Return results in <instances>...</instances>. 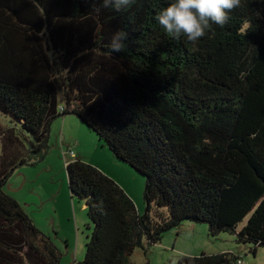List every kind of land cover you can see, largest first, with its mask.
Listing matches in <instances>:
<instances>
[{"label": "trees", "instance_id": "obj_1", "mask_svg": "<svg viewBox=\"0 0 264 264\" xmlns=\"http://www.w3.org/2000/svg\"><path fill=\"white\" fill-rule=\"evenodd\" d=\"M172 0H0V264H60L61 253L3 188L44 158L53 123L73 115L146 178V212L99 169L67 165L91 224L75 264H134L184 222L264 248V0L193 43L155 20ZM129 33L113 53L111 37ZM63 108V109H62ZM183 256L179 264H239Z\"/></svg>", "mask_w": 264, "mask_h": 264}, {"label": "rangeland", "instance_id": "obj_2", "mask_svg": "<svg viewBox=\"0 0 264 264\" xmlns=\"http://www.w3.org/2000/svg\"><path fill=\"white\" fill-rule=\"evenodd\" d=\"M0 122L8 129L14 126L1 115ZM44 155L36 164L20 167L3 190L52 239L61 253L60 264L82 261L91 234L86 206L69 190L67 165L70 162L82 160L99 169L126 191L140 215L145 214L146 178L118 160L78 117L69 115L53 123ZM236 239L229 234L214 239L209 236L206 225L184 222L165 233L159 244L148 246L146 243L143 249H137L132 261L134 264H179L183 256L230 253L239 256L241 264H264V248L253 253V245L238 244Z\"/></svg>", "mask_w": 264, "mask_h": 264}, {"label": "clouds", "instance_id": "obj_3", "mask_svg": "<svg viewBox=\"0 0 264 264\" xmlns=\"http://www.w3.org/2000/svg\"><path fill=\"white\" fill-rule=\"evenodd\" d=\"M135 0H102L104 7L112 6L116 11L127 9ZM241 6V0H172L155 16L165 32L179 39L181 35L190 42H197L206 35V30L217 25L223 28L230 20V13ZM129 33L118 29L109 45L113 53H123L128 47Z\"/></svg>", "mask_w": 264, "mask_h": 264}, {"label": "built area", "instance_id": "obj_4", "mask_svg": "<svg viewBox=\"0 0 264 264\" xmlns=\"http://www.w3.org/2000/svg\"><path fill=\"white\" fill-rule=\"evenodd\" d=\"M63 109V108H62ZM242 263V261H239V264H241Z\"/></svg>", "mask_w": 264, "mask_h": 264}, {"label": "crops", "instance_id": "obj_5", "mask_svg": "<svg viewBox=\"0 0 264 264\" xmlns=\"http://www.w3.org/2000/svg\"><path fill=\"white\" fill-rule=\"evenodd\" d=\"M66 120L63 122V124H65Z\"/></svg>", "mask_w": 264, "mask_h": 264}]
</instances>
